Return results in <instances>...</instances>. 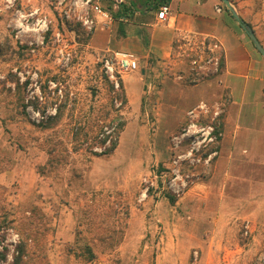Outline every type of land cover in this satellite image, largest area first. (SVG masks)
<instances>
[{
    "label": "rangeland",
    "instance_id": "rangeland-1",
    "mask_svg": "<svg viewBox=\"0 0 264 264\" xmlns=\"http://www.w3.org/2000/svg\"><path fill=\"white\" fill-rule=\"evenodd\" d=\"M58 2L0 0V264H264V215L211 179L224 98L175 67L130 105Z\"/></svg>",
    "mask_w": 264,
    "mask_h": 264
},
{
    "label": "crops",
    "instance_id": "crops-1",
    "mask_svg": "<svg viewBox=\"0 0 264 264\" xmlns=\"http://www.w3.org/2000/svg\"><path fill=\"white\" fill-rule=\"evenodd\" d=\"M62 1H66V8L73 4L76 15L83 21L87 17L94 22L87 32L82 21H73L89 34L86 43L77 41L82 50L100 57L117 52L137 57L138 69L121 75L127 103L133 106L141 105L145 88L153 86L154 73L160 72L162 82L166 83L165 69L176 67L192 81L193 73L185 69L188 63L182 64L179 57V50L186 49V39L198 45L205 42L217 46L221 70L200 81L206 96L224 98L226 102L219 155L211 179L215 185L230 184L228 192L232 195L225 197L241 198L242 214L255 209L257 214L264 215V60L251 47L223 2L169 0L164 4L169 8L168 14L161 21L157 14L162 5L153 0H123L119 5L116 0H100L101 9L111 17L109 21L92 11L86 0H59L56 8L61 12L66 9L61 7ZM229 1L264 48V0ZM40 23L37 21L26 30L39 35Z\"/></svg>",
    "mask_w": 264,
    "mask_h": 264
},
{
    "label": "built area",
    "instance_id": "built-area-1",
    "mask_svg": "<svg viewBox=\"0 0 264 264\" xmlns=\"http://www.w3.org/2000/svg\"><path fill=\"white\" fill-rule=\"evenodd\" d=\"M100 0H86V4L91 7V10L94 11L99 16L105 18L106 20L111 21V17L101 9L99 5ZM123 2V0H116V4L119 5ZM169 8L166 5H162L160 10L157 14V18L161 21L165 20L166 15L168 14ZM65 20L73 22V21H82L85 25L87 32L91 31L94 27V22L89 18L85 17L84 21L83 18L76 15L73 4L69 5L65 10L62 11ZM39 25V24H37ZM46 26V21H43V24L38 27L39 32L43 29V26ZM40 28V29H39ZM38 32V33H39ZM40 37V34H39ZM186 49L179 50V57L182 60V64L185 62L188 63V67L190 71L193 73L194 77L196 78H203L217 75L221 70V57L218 50H215L217 46L214 44L210 46V44H206L202 42L201 44H197L192 39L185 40ZM178 57V58H179ZM102 69L106 75V78L110 81V83L115 87L118 88V77L122 74L134 72L138 69V59L132 53H124V52H117L113 53L110 56L102 57L101 59ZM199 109L202 106L198 107ZM194 111H191L189 114H194ZM186 134H183L178 139V143H181ZM193 149H196L194 146ZM179 160V158H178ZM178 160H174V168L172 169V174L174 175V179L180 178L179 170L176 169L178 165ZM160 178L162 184L164 183V177L162 175L156 176ZM169 189L172 191L171 193L177 194L179 192V188H175L172 182L167 183ZM182 190V187H181Z\"/></svg>",
    "mask_w": 264,
    "mask_h": 264
},
{
    "label": "trees",
    "instance_id": "trees-1",
    "mask_svg": "<svg viewBox=\"0 0 264 264\" xmlns=\"http://www.w3.org/2000/svg\"><path fill=\"white\" fill-rule=\"evenodd\" d=\"M153 1H154L157 5H164V4H168V2H169V0H153ZM119 11H120V10H119ZM119 14H120V13L118 12V13H116V14H113V16L116 17V16L119 15ZM237 27L241 30V28H240L239 26H237ZM72 28L75 29V31H76L77 33H81L82 36L84 35V38H83V40H81V41H83V43H86L87 40H88V36H89V34H85L84 32L80 31V28H79V26H77V25L72 26ZM78 35H79V34H78ZM250 44H251V47L255 50V48H254V46L252 45V43H250ZM255 51H256V50H255ZM123 101H124V98H123ZM50 119H51V120H54L55 118L52 117V118H50ZM103 127H104V126H103ZM100 131H101V132L98 133V136L101 135L102 139L100 140V142H101V143H104L105 140L108 138V134H105V132H102V128H101ZM115 145H116V141L111 142L110 146L104 148V150L101 152V154H103V155L110 154V153L114 150ZM168 198H169V201H170L171 203H173L174 200H175L174 197H173V196H170V195H168ZM86 252L88 253V255H90V259H92V258H93V255H92L91 250H90L89 248H86Z\"/></svg>",
    "mask_w": 264,
    "mask_h": 264
},
{
    "label": "water",
    "instance_id": "water-1",
    "mask_svg": "<svg viewBox=\"0 0 264 264\" xmlns=\"http://www.w3.org/2000/svg\"><path fill=\"white\" fill-rule=\"evenodd\" d=\"M223 2V4L226 6V8L228 9L230 15L234 18V20L236 21V23L241 26V28L243 29V31L245 32L246 36L248 37V39L250 40V42L252 43V45L254 46L255 50L261 55V57L264 60V48L263 46L259 43L258 39L256 38L254 32L252 31V29L249 27L248 24H246L238 15L237 11L235 10V8L233 7V5L231 4V2L229 0H221Z\"/></svg>",
    "mask_w": 264,
    "mask_h": 264
}]
</instances>
